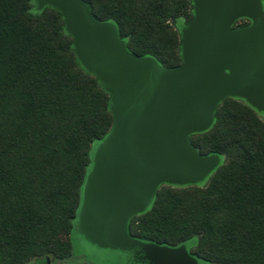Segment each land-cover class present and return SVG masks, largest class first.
I'll list each match as a JSON object with an SVG mask.
<instances>
[{"label":"trees","instance_id":"16d2710c","mask_svg":"<svg viewBox=\"0 0 264 264\" xmlns=\"http://www.w3.org/2000/svg\"><path fill=\"white\" fill-rule=\"evenodd\" d=\"M85 1L97 19L115 21L130 51L181 62L179 26L190 0ZM111 124L108 93L77 63L60 13L0 0V264L72 254L91 149ZM189 138L223 161L203 183L160 186L129 220V234L190 242L188 251L212 264H264V118L227 97L211 127Z\"/></svg>","mask_w":264,"mask_h":264},{"label":"water","instance_id":"95a60500","mask_svg":"<svg viewBox=\"0 0 264 264\" xmlns=\"http://www.w3.org/2000/svg\"><path fill=\"white\" fill-rule=\"evenodd\" d=\"M32 6L60 13L77 63L109 96L112 124L92 146L73 231L136 262L198 264L184 243L142 241L128 223L151 206L160 186L203 183L220 165L221 154L200 153L189 136L211 127L225 98L264 112V0H190L175 66L130 51L115 21L97 19L85 0ZM241 18L249 23L234 26Z\"/></svg>","mask_w":264,"mask_h":264},{"label":"flooded vegetation","instance_id":"af4514ba","mask_svg":"<svg viewBox=\"0 0 264 264\" xmlns=\"http://www.w3.org/2000/svg\"><path fill=\"white\" fill-rule=\"evenodd\" d=\"M72 242V254L68 257H46L40 259H34L29 264H102L94 261L90 256V252H87L85 248H90L99 251L100 249L95 245L89 244L84 238L76 232L71 233ZM82 247V248H80ZM126 257V264L137 263L133 260L132 256L128 253H123ZM120 264V263H118Z\"/></svg>","mask_w":264,"mask_h":264},{"label":"rangeland","instance_id":"374dc122","mask_svg":"<svg viewBox=\"0 0 264 264\" xmlns=\"http://www.w3.org/2000/svg\"><path fill=\"white\" fill-rule=\"evenodd\" d=\"M260 116L264 118V112H259ZM72 233L74 231L72 230ZM190 242L184 243L186 247L189 245ZM82 248V247H80ZM87 252H90L92 255L90 256L94 261L102 264H126V257L123 255V252L118 250H108V249H101L97 251L90 248H85ZM132 264V263H130ZM135 264H146L137 262ZM198 264H212L208 261L203 259H198Z\"/></svg>","mask_w":264,"mask_h":264}]
</instances>
